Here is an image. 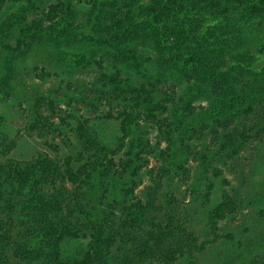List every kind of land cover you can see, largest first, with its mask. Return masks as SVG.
Instances as JSON below:
<instances>
[{
  "label": "trees",
  "instance_id": "16d2710c",
  "mask_svg": "<svg viewBox=\"0 0 264 264\" xmlns=\"http://www.w3.org/2000/svg\"><path fill=\"white\" fill-rule=\"evenodd\" d=\"M31 1L0 0V12L10 4L13 19L25 18ZM44 14L21 32L15 47L5 46L3 86L16 77L14 63L38 44L55 56L62 82L75 72L98 70L96 83L78 88L90 112L97 113L103 99L123 105L116 113L91 118L71 112L47 124L72 140L65 139L71 155L62 167L46 154L33 162L0 161V264H174L192 258L207 243L191 219L206 213L214 225L236 202L225 194L208 209L216 187L210 181L201 194L191 189L188 204L163 195L169 166L149 171L153 185L136 195L135 151L145 140L135 136L136 124L149 112L161 129L169 128L168 151L158 155L166 160L176 147L172 134L194 132L196 93L214 98L206 116L226 129L215 132L217 153L207 147L203 165L213 155L236 154L253 132L262 139L264 28L253 32L264 26V0H55ZM48 76L44 71L40 78ZM177 91L184 95L175 99ZM108 120L119 125L111 139L101 129ZM6 122L0 114V145ZM174 154L169 161H176ZM123 155L121 171L112 174ZM88 185L106 201L101 213L103 203L85 197ZM250 264H264V256Z\"/></svg>",
  "mask_w": 264,
  "mask_h": 264
},
{
  "label": "rangeland",
  "instance_id": "374dc122",
  "mask_svg": "<svg viewBox=\"0 0 264 264\" xmlns=\"http://www.w3.org/2000/svg\"><path fill=\"white\" fill-rule=\"evenodd\" d=\"M44 1L47 5L55 2L31 1L26 8L25 18L13 19L11 13L8 14L10 4L0 12V114L8 120L2 124L6 139L0 145V161L14 159L33 162L38 154H46L62 167L71 155L65 139L72 140L51 130L47 124L59 123L71 112L91 118L110 111L116 113L123 104L110 103L103 99L102 104H97L98 112H90V101L80 100L78 88L83 84L96 83L98 70L92 68L75 72L62 82L56 75L60 71L57 69L55 56L49 48L38 44L30 54L14 63L16 77L10 87L3 86L2 80L6 73L4 60L7 54L5 46L15 47L21 32L28 25L44 18L47 9ZM43 24L45 27L51 25L45 21ZM263 28L264 26L259 31L255 30L254 35L260 34ZM147 67L151 68L150 63ZM44 71L50 76L40 78ZM89 89L90 86L85 91L88 93ZM183 95L184 92L177 91L173 97L176 99ZM197 95L200 94H193L197 118L193 119L190 126L194 132L187 136H180L181 130L172 134L171 138L175 140L176 147L174 151L166 152V160L158 155L168 151L169 128L161 129L158 121L153 120L149 112H142V116L138 118L135 136H141L145 140L135 151L138 159H134L135 168H138L139 175L134 178L136 195L153 185L149 171H153L155 175L163 166H169V172L161 186L163 195L177 196L185 204L192 202V188L196 194H201L209 181L214 182L216 187L213 201L208 209H212L213 204L221 201L225 194L236 202V209L217 220L214 225L207 219L206 213L192 218V229L200 242H206L207 246L195 252L192 258L182 259L174 264H250L255 256H264V137L255 139L256 134L253 132L248 139L252 142L243 143L236 154L226 152L219 156L213 155L203 165L201 156L207 153V147L210 149L209 153H217L215 146H212L218 137L215 132L225 133L226 129L222 122L214 124L210 116H206L214 98L203 99ZM92 97H95L93 93L90 100ZM173 97L170 95V98ZM139 111L143 110L138 109L137 113ZM167 112L163 116L160 113V119L167 117L172 111ZM118 126L115 120H108L101 125V129L104 136L111 139L117 134ZM10 146H13L11 150ZM172 153H175L176 159L173 162L168 158ZM126 160V155H123L122 161L118 158L111 170L112 174L121 171V163ZM135 168L131 166L129 172H133ZM219 173L221 174L218 176ZM85 191L88 201L94 199L97 203H103L98 213L107 209L103 196H97L92 185L86 186Z\"/></svg>",
  "mask_w": 264,
  "mask_h": 264
}]
</instances>
